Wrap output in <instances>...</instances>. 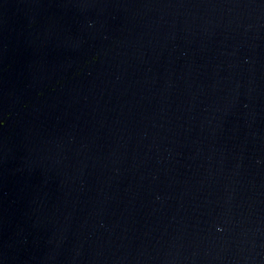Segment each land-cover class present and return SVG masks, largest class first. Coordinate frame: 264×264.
Segmentation results:
<instances>
[{
    "label": "water",
    "instance_id": "95a60500",
    "mask_svg": "<svg viewBox=\"0 0 264 264\" xmlns=\"http://www.w3.org/2000/svg\"><path fill=\"white\" fill-rule=\"evenodd\" d=\"M0 264H264V0H0Z\"/></svg>",
    "mask_w": 264,
    "mask_h": 264
}]
</instances>
